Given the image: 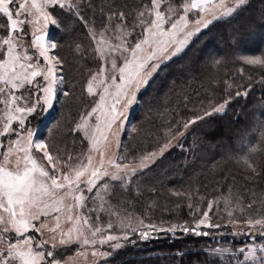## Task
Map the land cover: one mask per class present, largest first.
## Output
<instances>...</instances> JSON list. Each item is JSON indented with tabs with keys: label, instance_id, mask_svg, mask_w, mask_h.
Wrapping results in <instances>:
<instances>
[{
	"label": "trees",
	"instance_id": "obj_1",
	"mask_svg": "<svg viewBox=\"0 0 264 264\" xmlns=\"http://www.w3.org/2000/svg\"><path fill=\"white\" fill-rule=\"evenodd\" d=\"M169 2L182 12L188 0ZM82 3L85 6L81 15L102 30L104 15L112 11L135 13L137 5L148 4L149 0ZM55 18L58 24L50 39L64 61L65 83L60 88L69 95L59 94L53 113L36 135L48 143L50 150L55 146L61 154L76 156L88 147L75 124L91 108L85 89L91 74L100 70L101 62L92 60L95 41L89 40L75 16L57 9ZM0 25H7L2 14ZM5 31L0 29V36ZM257 57L264 60V0H249L233 16L216 21L194 37L180 56L161 67L141 93L129 118L132 129L127 126L122 138L126 154L138 158L158 152L164 143L170 146L177 142L155 164L138 173V178L133 177L134 184L127 192L113 182L112 196L105 198L110 205L99 211L101 226L111 219L113 228L107 232L123 235L126 229L121 228L119 219L131 215L143 221L138 225L141 230L148 226H155V230L149 229L148 239L127 230L129 239L121 240L119 247H104L109 255L100 264H230L228 254L220 257L213 250L228 248L238 254L241 247L264 239L260 235L254 241L247 235L237 237L233 230L235 223L247 222L248 215L253 221L264 218V138L259 136L260 125L264 124V65L245 63V58ZM237 91L247 94L237 96ZM219 105L226 106L224 111L212 112L190 125L183 136L176 135L184 122ZM43 114L29 117L27 126L38 127ZM137 162L134 159L131 164ZM188 194L191 201L186 198ZM209 201L214 203L210 222L220 225L200 229L208 231L209 236L169 230L174 225L192 226L189 202L205 209ZM252 201L256 202L253 210L245 209L248 215L241 214L240 208ZM91 215L96 219L95 213ZM74 248L61 250L60 259L72 255ZM232 264L236 261L232 260Z\"/></svg>",
	"mask_w": 264,
	"mask_h": 264
},
{
	"label": "snow or ice",
	"instance_id": "obj_2",
	"mask_svg": "<svg viewBox=\"0 0 264 264\" xmlns=\"http://www.w3.org/2000/svg\"><path fill=\"white\" fill-rule=\"evenodd\" d=\"M248 2L233 0L228 5L226 0H188L181 12L169 0H149L148 4L137 5L135 13L112 11L104 15L102 30H98L93 21L81 15V8L85 6L82 0H0V14L7 20V25H0V29L6 28L4 35L0 36V105H3L0 108V137L5 138L0 141V148L4 149L0 152V264H60L52 250L55 245H47L37 236L47 227V219L52 213L61 212L58 205L69 197L71 208L78 206L83 214L74 218L71 208L68 209L67 219L73 222L74 228L66 233L61 231L59 243L76 242L78 246H92L94 256L103 258L109 255L96 246L118 239L107 232V229L113 228L111 219L101 226L99 216V211L110 205L105 198L112 196L113 182H118L120 189L127 192L134 184L132 178H138V173L147 169L169 147V143H164L158 152L146 153L138 158L128 156L127 146L120 143V133L124 131L125 120L128 119L126 109L138 101L139 89L147 86L162 61L180 53L201 29H207L215 20L231 17ZM162 5L165 6L163 11ZM57 9L81 22L89 40L95 41L92 60L102 62L100 70L91 74L85 89L86 96L91 98L90 111L86 113V118L82 117L75 124V130L84 132L90 146L76 156L61 154L55 146L50 150L47 142L33 139L34 133L27 126L29 117L53 108L54 102H58V91L63 96L69 95L68 91L60 88L65 83L64 61L55 52L57 45L51 42L45 44V36L39 34L46 25L58 24L55 18ZM189 25L192 27L189 28ZM25 26L30 27L29 32L25 31ZM26 37L31 38L29 47L35 49L32 53L23 47ZM76 47L79 51L80 46ZM41 58L45 61L44 65L40 63ZM245 63L264 65V60L245 58ZM38 77L41 79L37 80ZM246 94V91L236 92L237 96ZM223 107L214 106L211 111L195 115L183 123L182 130L176 135L183 136L190 125L212 112L221 113ZM93 118L95 123L90 125L89 121ZM128 129H132L130 121ZM259 136L264 138V124L260 125ZM113 142L120 149V155L105 159ZM178 147L183 148L182 145ZM33 149L40 155H35ZM134 159L138 162L130 167ZM57 193L62 194V199L56 198ZM186 198L191 201L190 194ZM255 203L252 201L240 208L241 214L248 215L245 209L252 211ZM187 207L193 220L192 226L174 225L169 227L170 231L180 229L182 233L207 237L209 232L200 231L202 227H220L210 222L209 213L214 207L212 201L205 209L191 202ZM215 207L219 210L218 202ZM255 210L259 211L258 208ZM108 211L111 216L110 207ZM93 213L96 219L90 223ZM228 216H232L231 210ZM54 219L55 227L49 229L52 232L61 229L59 215ZM119 223L121 228L126 229L123 232L126 240L129 239L127 230L142 239L149 238V229L155 230V226L141 230L138 225H142L143 221L131 215L119 219ZM247 223L261 226L259 233L250 234L251 241L256 235L264 238V218L253 221L248 215ZM97 234L102 238L97 239ZM65 236L66 239L63 238ZM109 247L117 248L119 244H109ZM213 252L220 257L228 254L232 258L230 264L232 260L236 264H264V242L241 247L238 254L228 248H216Z\"/></svg>",
	"mask_w": 264,
	"mask_h": 264
},
{
	"label": "rangeland",
	"instance_id": "obj_3",
	"mask_svg": "<svg viewBox=\"0 0 264 264\" xmlns=\"http://www.w3.org/2000/svg\"><path fill=\"white\" fill-rule=\"evenodd\" d=\"M20 2H23V0H20ZM232 3H233V0H226V4L231 5ZM13 7H14V5H13ZM217 15H219V13H217ZM189 16L191 18V14H189ZM226 18H228V17H224V18H221V19H226ZM221 19H218V20H221ZM218 20H215L213 23H215ZM55 27H56V25L48 24V25H46L43 28V31L41 33H39V34H42V35L45 36V41H44L45 44H47L48 42H51L52 43V41L50 39V34H51L52 30H54ZM191 27L192 26L189 25V28H191ZM204 30H206V29H201V31L199 33H196L195 35H193L189 39L188 44L185 46V48L180 53H178L175 56L171 57V59H167L166 61H162L161 62L160 68L149 79L147 86H141V88L139 89V92L137 93L138 97L141 95L142 92H144L146 90V88L148 87L149 83L154 79V77L160 71L161 67H163L164 65H166L167 63H169L173 59H175L178 56H180L188 48V46L190 45L192 39L194 37L198 36ZM25 31L26 32H29L30 31V27L29 26H25ZM2 35H4V34H2ZM96 39L99 40V37L96 38ZM22 44H23V47L27 48L30 53H32V52L35 51V49L29 47V45L31 44V38L30 37H26L23 40ZM219 49H221V47ZM49 51L51 52V50H49ZM208 53H211V51L208 52ZM37 55H38V53H37ZM40 63H41V65H44L45 64V61L41 58ZM105 75H107V70L105 71ZM36 79L37 80H40L41 78L38 77ZM21 91H23V90H21ZM17 94H19V93H17ZM59 94H60V91L57 92V99L59 97ZM55 104H56V102H54L52 109H49V110L44 111V114H43L42 121H41L40 125L38 127L34 128V129L33 128L30 129L34 133V137H33L34 140H40V139H37L36 130L37 129L39 130L40 128H42V126L45 124V122H47V120L50 118L51 114L54 111ZM137 104H138V101L137 102H134L131 105H129L128 108L126 109V113H127L128 119L125 120L124 131H122L120 133V143H122L123 135L126 132L130 115L134 111V109L137 106ZM2 107H3V105H0V108H2ZM225 108H226V106L223 107V111H224ZM83 117L86 118V115L83 116ZM94 123H95V119L94 118L89 121V124L90 125L91 124H94ZM15 126H16V124H15V122H13V127H15ZM0 127H2V124H0ZM77 131H80V130H77ZM81 132L84 135V132L83 131H81ZM85 139L87 140L88 147H89L90 146V141L87 139V137H85ZM109 139H111V133H109ZM1 140H2V137H0V141ZM176 142L177 141H173L171 143V145L168 147V150H170L173 146H175L176 145ZM0 150H1V148H0ZM168 150H166L164 152V154ZM119 152H120V149H118L116 147L115 142H113L111 150L105 154V159L112 158V157H115V156H119ZM33 153L35 155H37V156L40 155L39 153H36L34 149H33ZM162 156L161 155H158L155 158L154 162H152V163L149 164V167H151L153 164H155ZM135 164L136 163L130 164V167H134ZM147 169H144L143 171H145ZM109 171H112V169H109ZM139 173H141V172H139ZM105 179H107V178H105ZM100 183H103V181H101ZM98 188H99V185H98ZM94 191H96V190L94 189ZM86 195H89V194H86ZM101 195H103V192L102 191H101ZM56 198L57 199H62V194L61 193H57L56 194ZM97 200L99 201L98 198H97ZM71 205H72V200H71L70 197L67 198V199H63L62 204L61 205H58L62 209L61 212L60 213H55V212L52 213V215L47 219V227L41 230V233L37 236V239L46 241L47 242V245H55V248L52 249V250H54V252L56 254V259H58L60 261V264H100L102 261H104L105 259H107V256L106 257H103V258L99 257L98 255L97 256H94L92 253H93V251L95 249L92 246H78L76 242H72V243H68V244H63V245L59 243L60 239L62 238L61 235H60V232L63 231V232L66 233L70 228H74L73 222L72 221H69L67 219L68 209L71 208ZM71 214L73 215L74 218H78L80 214H83V210L80 209L77 206L75 208H71ZM57 215H59V217H60L61 229L57 230L56 232H52L49 229L55 227L56 220L54 219V217L57 216ZM41 219H44V217H41ZM94 219H95V217L92 218V220L90 221V223H92V221ZM233 227H234L233 228L234 233L237 235V237H240V236H243V235L244 236L245 235L250 236V234L253 231H256V232H260L261 231V226L260 225H255V224L249 225L247 222H245V223L237 222V223L234 224ZM73 234H75V233H73ZM85 234L90 236V233H87L86 232ZM116 236L118 237V239L116 241H110L109 244H117V243L120 244V241L121 240H124L123 235H116ZM63 238L66 239L67 237L65 236ZM96 238L97 239H100L102 237L99 234H97V237ZM261 242H264V239ZM261 242H258V243H261ZM109 244H105V245H102V246L101 245H97L96 248H98L99 251H105L104 247H108L109 248ZM73 246L75 247L74 248L75 250H74L73 254L72 255H69V256H67V257H65L64 259L61 260L60 259V255H61V252L60 251L61 250L64 251L63 249L70 248V247H73ZM113 249H115V248H113Z\"/></svg>",
	"mask_w": 264,
	"mask_h": 264
}]
</instances>
